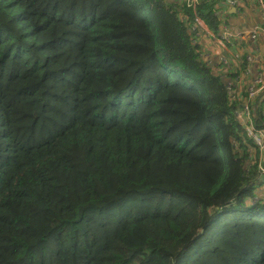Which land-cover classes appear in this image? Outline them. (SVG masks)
Instances as JSON below:
<instances>
[{
	"label": "trees",
	"instance_id": "trees-1",
	"mask_svg": "<svg viewBox=\"0 0 264 264\" xmlns=\"http://www.w3.org/2000/svg\"><path fill=\"white\" fill-rule=\"evenodd\" d=\"M224 6L0 0V264H264L251 100L195 41Z\"/></svg>",
	"mask_w": 264,
	"mask_h": 264
},
{
	"label": "crops",
	"instance_id": "crops-1",
	"mask_svg": "<svg viewBox=\"0 0 264 264\" xmlns=\"http://www.w3.org/2000/svg\"><path fill=\"white\" fill-rule=\"evenodd\" d=\"M234 1L236 10L226 6L219 9L218 16L222 21L219 31L222 32L225 27L224 31L228 30L232 34L235 40L233 52L242 56L249 54L254 61L262 62L264 61V18L261 8L256 0ZM253 34H256L255 38H251ZM212 43V46L218 48L215 42ZM218 61V57L212 60L215 63Z\"/></svg>",
	"mask_w": 264,
	"mask_h": 264
},
{
	"label": "rangeland",
	"instance_id": "rangeland-1",
	"mask_svg": "<svg viewBox=\"0 0 264 264\" xmlns=\"http://www.w3.org/2000/svg\"><path fill=\"white\" fill-rule=\"evenodd\" d=\"M209 37V36H208ZM206 36H202L200 38H197L196 43H198V45L200 46L201 48V55L204 56V58H206L210 64L211 67H214V72L221 76L222 79H224L223 81H227L228 79L230 78H227V74H228V70L227 69H224L223 67V62H224V59L226 60V54H225V51L222 49V48H215L214 46H212V40L211 37L208 38ZM211 42V43H210ZM211 46V47H210ZM220 55V56H219ZM226 56V57H225ZM218 57V62H212L213 59L217 58ZM245 60H246V54L244 55ZM249 62L246 60V68H244L242 65V63H244L242 61V59L240 58L239 59V63L237 62V70L238 71H243L242 69H246L247 72H246V75H243V74H239L237 76H234L232 81L231 79L229 80V84H228V90L233 91V88L237 87L238 90H246L245 92H247V94H249V90L250 88H252V83L255 84L256 81H264V61L262 62H258L257 60L255 61H252V58L248 59ZM229 61V60H228ZM222 65L221 68H219V65ZM258 66H257V65ZM233 65V64H232ZM255 66H257V68H255ZM217 69L219 71H217ZM256 69V71H255ZM249 71V72H248ZM233 74L236 73V72H232ZM229 77V76H228ZM227 78V79H226ZM232 85H231V83ZM264 87L262 88L261 92L259 95L255 96L253 98V100L251 99V101H247L245 103V105L249 108V113H250V117L249 118H244L243 119V122L241 120V118L239 119V121L241 122V124L244 126V128L246 129L248 135L251 137V138H255L253 136V134L255 133V131H258L260 132L258 135V137L260 139H262V137H264V130H258L257 128V125H256V121L253 119V114H252V108H257L254 106V102L256 100H258V98H261L264 96ZM250 100V99H249ZM244 108V107H243ZM259 108V107H258ZM242 112V110H241ZM240 112V113H241ZM238 113V112H237ZM246 124V125H245ZM249 128V131L248 129ZM251 131V132H250ZM254 131V132H253ZM253 133V134H252ZM262 151L264 152V147H262Z\"/></svg>",
	"mask_w": 264,
	"mask_h": 264
},
{
	"label": "built area",
	"instance_id": "built-area-1",
	"mask_svg": "<svg viewBox=\"0 0 264 264\" xmlns=\"http://www.w3.org/2000/svg\"><path fill=\"white\" fill-rule=\"evenodd\" d=\"M158 1L168 2V1H171V0H158ZM172 1L184 2L190 8L191 7L195 8L197 5L200 4V0H172ZM256 1H257L258 5L261 8L262 16L264 18V0H256ZM225 6L235 9V1L234 0H225ZM224 28L222 29V32L219 31L220 34H215L209 29L208 25L202 19L197 18V20H196V29H195V31H197V34L195 36V40H197V38L202 37L203 35L206 36V37L209 36L208 38L211 37V39H213L212 42H215V44H217L219 46V48H222L225 51V54H226L227 57L225 56L226 60L224 59V62H223L224 69H227L228 71L232 70L231 71V73H232L233 70H234V72L237 70V62L239 63V59L240 58L242 59L244 56L240 55L239 53H235V52L232 51L233 47L235 46L234 37L232 36V34L228 30L224 31ZM255 36H256V34H253V36L251 38H255ZM250 58H252V56L249 55V54H246V60L248 62H249L248 59H250ZM204 59L206 61H208L206 58H204ZM252 61H254V60L252 59ZM246 72H247V70L245 69L243 71H239V74L240 75L241 74L246 75ZM231 85H232V83H231ZM263 87H264V81H256L255 84L252 83V88H250V90H249V98L248 99H250V100L252 99L253 100V98L255 96L260 94V92H261ZM238 91H241V90H238ZM236 97H237V99L239 101L241 100L239 95H236ZM245 103L246 102H241V107H240L238 113H236L237 118H239V119L241 118L242 122H243L244 118H249L250 117L249 108L245 105ZM241 110H242V112H241ZM247 129L249 131V128H247ZM259 133L260 132L255 131V133L254 134L252 133V134L255 137V138H253V140L255 141V143L260 148V151H262L261 146L264 147V137H262V139H260L258 137ZM261 169H262V171H264L263 168H261Z\"/></svg>",
	"mask_w": 264,
	"mask_h": 264
},
{
	"label": "water",
	"instance_id": "water-1",
	"mask_svg": "<svg viewBox=\"0 0 264 264\" xmlns=\"http://www.w3.org/2000/svg\"><path fill=\"white\" fill-rule=\"evenodd\" d=\"M225 81H223V83H224Z\"/></svg>",
	"mask_w": 264,
	"mask_h": 264
}]
</instances>
